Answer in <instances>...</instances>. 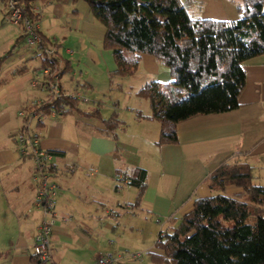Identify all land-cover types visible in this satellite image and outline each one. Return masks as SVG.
Returning a JSON list of instances; mask_svg holds the SVG:
<instances>
[{
    "label": "crops",
    "instance_id": "1",
    "mask_svg": "<svg viewBox=\"0 0 264 264\" xmlns=\"http://www.w3.org/2000/svg\"><path fill=\"white\" fill-rule=\"evenodd\" d=\"M181 3L195 18L221 23L239 19L234 0ZM39 16L38 32L50 41L51 60L64 74L58 79L61 96L76 99L83 112L100 115L51 116L37 132L40 149L57 154L52 155L60 193L51 264H97L106 255L120 259L119 264L134 263L129 256L139 255L136 234L148 228L156 245L155 234L178 225L197 200L211 197L206 180L225 163L249 165L254 184L264 187V57L245 66L238 111L185 122L177 128L179 144L159 148L160 126L137 121L139 113L150 116L149 106L121 108L124 100L115 94L120 87L109 80L117 69L113 55L103 48L106 31L88 5L68 0L39 6ZM20 37L21 26L10 23L0 2V84L11 81L17 71L26 72L0 86V264H39L32 255L42 221L34 208L37 171L21 155L25 150L29 156L31 148L18 144L17 138L23 129L20 114L46 102L50 93L44 87L41 54L35 49L22 46L1 63ZM143 70L148 79L135 83L136 96L149 83L166 85L171 80L169 71L153 58H142L139 71ZM102 121L124 123L126 130L113 141L105 135ZM134 169L149 175L139 207L137 191L118 182L119 172ZM226 194L241 191L229 188ZM155 245L147 247L148 255L156 254Z\"/></svg>",
    "mask_w": 264,
    "mask_h": 264
},
{
    "label": "trees",
    "instance_id": "2",
    "mask_svg": "<svg viewBox=\"0 0 264 264\" xmlns=\"http://www.w3.org/2000/svg\"><path fill=\"white\" fill-rule=\"evenodd\" d=\"M66 1L19 0L36 28L40 23V16L34 13L36 5L46 8ZM75 1L86 3L95 21L106 31L103 48L112 53L117 69L109 78L111 84L117 79L135 78L143 57L155 59L169 71L168 84L152 82L137 94V98L148 102L151 110L148 117L139 113L137 121L160 126L157 147L177 146V128L185 122L240 109V97L246 85L245 66L264 57V0H234L239 19L229 23L192 17L181 0ZM0 2L6 6L8 0ZM37 34L48 50L50 41L38 31ZM25 39L22 28V37L1 63L24 46ZM38 58L42 71L50 70L44 87L64 75L59 73L52 57L43 53ZM25 73L17 71L11 81ZM23 113L26 118L22 120L19 135L28 140L39 138L37 132L53 114L100 119L98 113L83 112L76 99L64 95L59 98L49 95L46 102L26 108ZM31 116L39 119L33 129ZM102 123L105 135L113 141L118 140L119 132L126 130L121 122ZM118 177L119 184L137 191L135 206L139 207L147 189L148 173L134 169L119 172ZM254 179L253 169L247 164L221 165L206 180L211 197L197 200L193 211L178 225L172 223L160 232L156 254L149 255L151 261L154 264H264V187L255 185ZM229 188L241 194L229 196L226 194Z\"/></svg>",
    "mask_w": 264,
    "mask_h": 264
},
{
    "label": "built area",
    "instance_id": "3",
    "mask_svg": "<svg viewBox=\"0 0 264 264\" xmlns=\"http://www.w3.org/2000/svg\"><path fill=\"white\" fill-rule=\"evenodd\" d=\"M6 8L8 10L10 23L23 28V32L26 37L24 49H35L38 53H45L48 57L54 56L53 51L44 48L43 41L37 34L38 28L32 25L31 19L26 11V7L21 4L19 0H8ZM34 13L39 15L38 5L34 8ZM58 26H60V24H58ZM43 75H50V71L45 70ZM46 88L53 98L60 97L61 90L59 88L58 79H55V83L46 86ZM52 116L56 117L55 114ZM31 117V129H33L35 125L39 123V119L35 116ZM20 118L23 120L26 118V115L22 113L20 114ZM17 142L20 145H28L31 148V154L29 157L36 166L37 178L35 179V182L37 184V195L34 202V208L41 212L42 221L35 236L33 258L39 264H47L52 262L53 259V246L51 239L53 236L54 223L57 217V198L60 193L59 185L54 180L53 175V171H55L53 163L54 157L40 149L39 138L28 140L25 136L19 135ZM21 155L22 157L27 156L26 151H22ZM129 258L139 261L141 255L129 256ZM119 262L120 259L115 258L113 255L102 256L97 260V264H119Z\"/></svg>",
    "mask_w": 264,
    "mask_h": 264
},
{
    "label": "rangeland",
    "instance_id": "4",
    "mask_svg": "<svg viewBox=\"0 0 264 264\" xmlns=\"http://www.w3.org/2000/svg\"><path fill=\"white\" fill-rule=\"evenodd\" d=\"M110 54H112V53H110ZM39 65H40V63H39ZM136 77H135L136 79H133V80H130L129 78L117 79L116 80L117 82L114 85V86L120 87V89L116 88L115 94L119 98V100H121V102H123V100H124V103L121 104V108L124 111L126 109H128V108L136 106L135 103L139 107L142 106V109H143L144 103L149 106L148 102L140 100L139 98H137L136 95H134L136 93L134 91V89L137 86L135 83L136 82H140V81H144L145 79H148L147 78L148 77V73L145 72L144 70L143 71H139ZM139 111H142V110L139 108ZM158 235H159V233H157V235L155 234L154 237L156 238V236H157V238H158L159 237ZM136 237L138 238V241L136 243L137 244L136 247H138L140 249V250H138V253L140 255L142 254V260L140 259L139 261H135V260L131 259V261L130 260L129 261L130 262H134V263H129V264H148V263L151 262V259H150V256L148 255L149 252H147L148 250H146V249H147V247L149 248L150 246L153 247V245H155V243L152 242L153 238L151 236V232H148V228H147L145 233L143 232L142 234H140V233L136 234ZM32 251H33V249H32ZM47 264H51V262L47 263Z\"/></svg>",
    "mask_w": 264,
    "mask_h": 264
}]
</instances>
